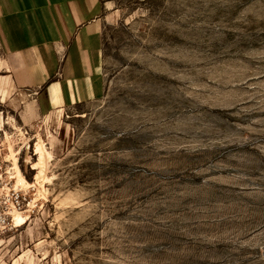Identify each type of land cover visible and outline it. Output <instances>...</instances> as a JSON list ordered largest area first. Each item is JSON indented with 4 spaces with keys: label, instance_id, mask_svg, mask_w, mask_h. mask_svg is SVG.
<instances>
[{
    "label": "rangeland",
    "instance_id": "374dc122",
    "mask_svg": "<svg viewBox=\"0 0 264 264\" xmlns=\"http://www.w3.org/2000/svg\"><path fill=\"white\" fill-rule=\"evenodd\" d=\"M101 1L102 93L54 120L0 36V264H264V0Z\"/></svg>",
    "mask_w": 264,
    "mask_h": 264
},
{
    "label": "crops",
    "instance_id": "0c3cea01",
    "mask_svg": "<svg viewBox=\"0 0 264 264\" xmlns=\"http://www.w3.org/2000/svg\"><path fill=\"white\" fill-rule=\"evenodd\" d=\"M103 10L101 0H0L2 70L39 114L102 93Z\"/></svg>",
    "mask_w": 264,
    "mask_h": 264
},
{
    "label": "bare ground",
    "instance_id": "6f19581e",
    "mask_svg": "<svg viewBox=\"0 0 264 264\" xmlns=\"http://www.w3.org/2000/svg\"><path fill=\"white\" fill-rule=\"evenodd\" d=\"M28 105L29 106H32L31 103H28ZM47 116H49V118H51V119L54 120L56 117L59 116V109L58 110L51 111ZM41 144L42 143H37L36 144V147H35V152H37L39 154V159H38V162L35 161L33 163V167L34 168H36V165H40L41 162L43 161V158H44V149H43V147H42ZM14 168H15V171H16V174H17L18 178L20 179V183H25L26 182L25 181V178L23 177V175H22V173H21V171L19 169V166L16 163V161L14 163ZM21 218H22L21 215L19 213H17L16 214V219L17 220H20Z\"/></svg>",
    "mask_w": 264,
    "mask_h": 264
}]
</instances>
